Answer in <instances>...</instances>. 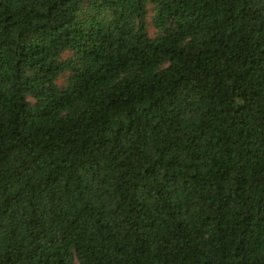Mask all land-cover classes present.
Wrapping results in <instances>:
<instances>
[{
    "label": "trees",
    "instance_id": "trees-1",
    "mask_svg": "<svg viewBox=\"0 0 264 264\" xmlns=\"http://www.w3.org/2000/svg\"><path fill=\"white\" fill-rule=\"evenodd\" d=\"M0 264H264V0H0Z\"/></svg>",
    "mask_w": 264,
    "mask_h": 264
}]
</instances>
